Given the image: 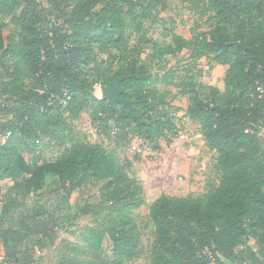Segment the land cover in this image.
Returning <instances> with one entry per match:
<instances>
[{"label": "trees", "instance_id": "obj_1", "mask_svg": "<svg viewBox=\"0 0 264 264\" xmlns=\"http://www.w3.org/2000/svg\"><path fill=\"white\" fill-rule=\"evenodd\" d=\"M183 1L210 12L211 29L158 41L151 30L164 0H0V192L9 178L8 197L37 194L25 155L36 163L43 146L59 151L54 191L66 200L68 184L99 185L97 199L76 214L104 220L72 230L57 264H129L139 254L142 232L132 214L146 203L144 186L116 149L72 127L88 110L98 131L114 132L115 148L139 137L159 149L161 137L179 135L168 109L176 95L162 87L170 84L188 95L186 116L218 153L221 179L205 194L163 193L151 203V264H264V0ZM185 50L229 66L224 90L200 80V71L170 74L167 57ZM98 54L110 57L99 63ZM116 79L121 100L94 94L95 85ZM57 206L37 199L19 206L15 223L29 237H7L9 264H32L34 246L67 229L74 216Z\"/></svg>", "mask_w": 264, "mask_h": 264}, {"label": "rangeland", "instance_id": "obj_2", "mask_svg": "<svg viewBox=\"0 0 264 264\" xmlns=\"http://www.w3.org/2000/svg\"><path fill=\"white\" fill-rule=\"evenodd\" d=\"M48 5L49 0H41ZM159 20L153 26L151 35L158 41L170 40V33L175 32L186 38H191L194 33H207L211 29V13L205 10H195L183 0H164L160 6ZM54 19L48 17L47 21ZM9 33L6 29L5 35ZM98 62L105 63L110 57L108 54H98ZM195 53L183 51L177 56L167 57V67L170 74L177 77H185L201 72L199 79L205 83L224 90V81L229 66L215 64L210 57L196 61ZM164 89H171L175 98H169V112L175 116L179 135L161 137L159 149L154 144L134 137L125 147L115 148L114 141L102 131H98L93 125L90 111H84L81 117L75 121L72 130L80 137L93 143H100L109 149H116L123 164H130V174L137 177L145 188L146 203L133 211L141 232L142 244L139 254L129 264H151V247L155 240V225L149 216L151 203L161 194L172 196H197L207 193L218 187L221 172L217 167L218 153L211 148L200 133L199 125L186 116L188 107V95L179 92L175 85H163ZM94 94L103 98V86L95 85ZM115 131V130H114ZM258 134L264 146V125L259 127ZM44 158L34 162L32 156L25 155V160L38 177L39 190L37 194L27 197L10 198L6 194L7 186L12 184L9 178L1 180L3 185L0 192V264H9L6 249L7 237H29L24 230H20L15 223L17 209L22 203H33L39 200L41 203H49L51 207L57 206V211L63 215L74 216L66 223L67 229H56V237L46 240L42 244L34 246V258L32 264H57L62 250L66 249L65 241H73L72 230H79L85 226H94L102 223L103 214L77 215V209L85 203L94 202L98 196L99 185L95 183H76L72 187L71 195L66 200L61 192L54 189L58 187L55 182V157L59 153L56 146L42 147ZM67 191H63L66 193ZM63 197V198H62ZM106 238L105 247L109 246ZM251 244L256 247L255 241ZM27 245V244H26Z\"/></svg>", "mask_w": 264, "mask_h": 264}, {"label": "water", "instance_id": "obj_3", "mask_svg": "<svg viewBox=\"0 0 264 264\" xmlns=\"http://www.w3.org/2000/svg\"><path fill=\"white\" fill-rule=\"evenodd\" d=\"M122 87L118 79L112 81L110 84L103 86V98L109 101L121 100Z\"/></svg>", "mask_w": 264, "mask_h": 264}, {"label": "built area", "instance_id": "obj_4", "mask_svg": "<svg viewBox=\"0 0 264 264\" xmlns=\"http://www.w3.org/2000/svg\"><path fill=\"white\" fill-rule=\"evenodd\" d=\"M206 253H207V251H206ZM0 260L1 261L4 260V257L3 256H0ZM213 264H220V263L213 262Z\"/></svg>", "mask_w": 264, "mask_h": 264}]
</instances>
